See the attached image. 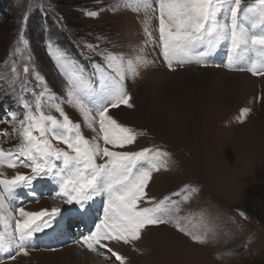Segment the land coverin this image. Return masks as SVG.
<instances>
[{
    "label": "rangeland",
    "instance_id": "1",
    "mask_svg": "<svg viewBox=\"0 0 264 264\" xmlns=\"http://www.w3.org/2000/svg\"><path fill=\"white\" fill-rule=\"evenodd\" d=\"M253 1L241 0V8ZM150 3L151 7L139 0H0V105L18 113L17 121L8 116L6 130L16 134L15 142L11 140L4 150L15 151L20 143L18 120L23 119L24 109L14 97L21 91L25 65L30 66L28 90L23 92L26 99L34 102V93L41 91L35 78L39 73L57 95L56 103L67 100V79L50 54L49 41L66 52L96 91L112 73L101 66L104 61L98 53L122 56L125 62L146 55L147 62L136 66L137 74L126 77L133 107L109 109L118 123L137 134L133 144L115 150L149 148L169 153L168 169L154 172L145 189L152 203L142 201L139 206L165 201L191 235L175 223L148 225L140 239L130 244L105 241L107 248L102 251L111 249L110 264H264V74L253 75L247 64L240 65L245 70L227 69L226 44L211 54L210 66L174 65L176 70H170L160 55L157 6L155 0ZM92 11L98 15H88ZM192 68L205 74L196 75ZM155 71L164 73L166 84H152ZM49 103L45 99L46 114L62 119ZM61 106L81 125L87 139L99 138L98 123L93 131L75 107L66 102ZM99 143L104 146L102 140ZM0 173L11 178L16 173L30 174V169L4 167ZM46 179L34 181V186H45ZM35 192L40 198L27 199L26 211L54 207L39 189ZM100 199L104 202L102 196L94 198ZM89 213L96 217L94 224L100 215L94 209ZM192 235L203 236V242L194 241ZM76 243L65 239L54 246H32L27 255L1 264H95L92 251L85 247L83 255Z\"/></svg>",
    "mask_w": 264,
    "mask_h": 264
},
{
    "label": "snow or ice",
    "instance_id": "2",
    "mask_svg": "<svg viewBox=\"0 0 264 264\" xmlns=\"http://www.w3.org/2000/svg\"><path fill=\"white\" fill-rule=\"evenodd\" d=\"M139 3L152 6L150 0H139ZM155 4L160 55L170 70H176L174 65L210 66L211 54L221 44H226L224 66L227 69L245 70L240 65L247 64L246 70L253 75L264 74V0H255V4L243 9L241 0H155ZM88 15L98 13L92 11ZM20 39L23 40L22 33ZM24 43L28 42L24 40ZM48 47L67 79V100L56 103L57 95L39 73H35V78L41 91L34 93V102L26 99L23 92L28 90L30 66L23 67L24 78L19 81L21 91L14 97L24 109L23 119L18 120L20 143L15 151L0 147V168L23 166L30 169V174L16 173L9 178L0 173V252H14L9 259L27 255L28 242L35 234L54 227L62 212L60 207L31 212L17 206L15 212L19 218H16L10 204L18 195L17 190H33L34 181L45 178L57 186L52 193L54 198L76 206L81 216L87 215L88 206L95 197L104 198L102 215L97 217L94 228L78 241L90 251L107 248L105 241L130 244L140 239L141 231L148 225L175 223L178 230L191 235L181 225L174 209L165 207V201L152 207L139 206L142 201L152 203L145 189L154 172L168 169L169 153L149 148L134 152L115 150L133 144L137 134L118 123L109 109L121 105L133 107L125 80L137 74L136 66L147 62L146 55L125 62L122 56L98 53L104 61L101 66L114 74L105 77L101 89L96 91L65 51L53 47L51 41ZM12 71L16 72L15 66ZM15 84L13 80L11 91L14 93ZM45 99L52 102L48 107L54 108L62 119L46 114ZM65 102L77 109L85 125L93 131L98 123L99 138L89 140L82 134L81 125L73 122L61 106ZM8 115L17 121V112L9 110ZM99 140L103 141V147ZM53 141L66 145V149L57 147ZM31 195L36 197L34 190ZM192 239L203 242L204 238L192 235ZM113 255L117 260L123 259L118 254Z\"/></svg>",
    "mask_w": 264,
    "mask_h": 264
},
{
    "label": "bare ground",
    "instance_id": "3",
    "mask_svg": "<svg viewBox=\"0 0 264 264\" xmlns=\"http://www.w3.org/2000/svg\"><path fill=\"white\" fill-rule=\"evenodd\" d=\"M192 70H193L192 72L196 73V75H199L200 73L205 74V71H203V70H202L203 72L199 71L197 68H192ZM209 70H207V71H209ZM209 72H211V71H209ZM150 80H151V82H153L152 84H154V86H155V84L165 83L167 81V78L165 77L164 73H162L161 71H158V72L155 71L151 75ZM127 84H128V82H127ZM0 122H1V118H0ZM6 123H9V121H8V119L5 118L4 125L2 123L0 124L1 125L0 130H2V134H0V139H2V140L5 139L4 131L6 130V128L8 126ZM10 142H11V138L7 139V143H10ZM10 145L11 144H7L6 146L8 147ZM33 190L25 189V191L28 192L27 195H30V196H31V191H33ZM17 191H18V195L16 196L14 201H11V202H15V205H17L18 202L20 200H22V199L18 200V197H20L22 195L21 190H17ZM25 197L26 196H23V198H25ZM11 202H10V204H11ZM93 205L96 206V209H97L98 204L94 203ZM34 206H36V205H34ZM57 207H59V206H57ZM75 217H76V215L74 214L73 218H75ZM82 217H83L85 222H88V226L85 227V229L78 228V230L75 232V229L78 227V225L77 226H74V225L68 226V224H66V222L63 221L64 219H62V217H58L57 221H56V223L52 229H47L44 233L35 234V236L33 237L34 242L32 244H34L35 246H40L39 243L42 242L44 245H48L49 242L53 239H56V235H58V238H64L70 242H73L74 239H76L77 250H79L81 252V254L85 255L86 250L84 248L86 246L82 243H79L78 241L80 240V238L82 236L87 235L94 228V224H93V222H89L90 221V214H87V215L82 216ZM81 245H83V246H81ZM90 256L92 257L93 261H95V264H110V261H111V256L108 255V251H102V248H100L96 252L92 251Z\"/></svg>",
    "mask_w": 264,
    "mask_h": 264
}]
</instances>
